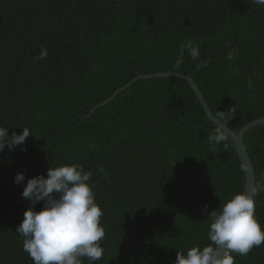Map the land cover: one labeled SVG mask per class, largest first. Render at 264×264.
<instances>
[{"label": "trees", "instance_id": "obj_1", "mask_svg": "<svg viewBox=\"0 0 264 264\" xmlns=\"http://www.w3.org/2000/svg\"><path fill=\"white\" fill-rule=\"evenodd\" d=\"M185 41L199 46L200 57L185 51L176 68ZM169 71L194 78L214 115L233 108L229 127L237 133L263 117L264 6L0 0V126L32 133L0 152V264H33L16 233L30 206L16 175L25 172L26 185L73 163L93 173L89 183L104 213L103 257L84 264H175L179 251L209 243L208 216L245 191L246 175L233 138L227 149L211 150L215 125L190 84L175 76L139 79L92 112L139 75ZM245 145L258 189L264 123L247 130ZM254 200L264 229V192ZM233 255L235 264H264V245Z\"/></svg>", "mask_w": 264, "mask_h": 264}, {"label": "clouds", "instance_id": "obj_2", "mask_svg": "<svg viewBox=\"0 0 264 264\" xmlns=\"http://www.w3.org/2000/svg\"><path fill=\"white\" fill-rule=\"evenodd\" d=\"M251 2L264 6V0ZM185 51L194 60L200 57L198 45L193 41L182 42L181 58L176 61V68L183 62ZM47 56V48H42L38 59L43 60ZM227 58L233 60L235 51L229 52ZM248 86H253L251 80ZM232 113L233 108L218 111L215 115L210 113L215 129L208 134L207 141L212 151H217L221 144L225 149L229 147L232 139L229 122L234 119ZM9 130L0 126V152L5 147L14 150L32 135L27 126L23 127L21 134H10ZM100 171L104 172V169ZM241 171L249 169L242 166ZM92 175L77 163L51 167L47 177L41 174L27 179L26 185V173L16 175L15 183L24 185L22 197L30 201L16 233L23 238V250L29 254L33 264H84L83 258L90 262L102 259L100 242L106 235L101 224L104 213L96 203L95 184L89 183ZM257 190L264 192V184L258 189L253 188L251 193L241 191L235 194L212 211L208 216L209 243L202 248L191 247L186 253L179 251L175 264H235L233 254L247 256L254 248L264 245V229L255 215ZM40 202H43L42 210L36 211L35 206ZM207 207L203 211L206 212Z\"/></svg>", "mask_w": 264, "mask_h": 264}, {"label": "water", "instance_id": "obj_3", "mask_svg": "<svg viewBox=\"0 0 264 264\" xmlns=\"http://www.w3.org/2000/svg\"><path fill=\"white\" fill-rule=\"evenodd\" d=\"M168 76H175V77L182 78V79L186 80L190 84V86L194 90L195 94L197 95L198 100H200L201 105L203 106L207 116L209 117V119L213 123V121H212V119L210 117V113L212 115H214V114L211 112L206 100H204V96H203L199 86L195 82L194 78H192V77H190V76H188L186 74L175 73V72H171V71L154 73V75L153 74H147V75L141 74V75H139L137 78H135L132 81H130L127 85H125L121 89L117 90L112 96H110L103 103H101L100 105L95 107L92 112H94L98 107L103 106L105 104H108L110 101L115 99V97L118 96V94L120 92H123L126 89H128L133 83H135L139 79H150V78L154 79V77H168ZM261 123H264V116L260 117L258 119H255V120L249 122L248 124L244 125L239 130L238 133L230 128L231 129V135H232V138H233V140L235 142V145H236L238 154L240 156V159H241L243 165L247 169H249V171L244 172V174L246 175L245 191H248L249 193L252 192L253 188H256V176L254 174L255 171H254L253 162L251 160V157H250L249 152L247 150V147L245 145V134H246L247 130H249L250 128H252V127H254V126L258 125V124H261Z\"/></svg>", "mask_w": 264, "mask_h": 264}]
</instances>
